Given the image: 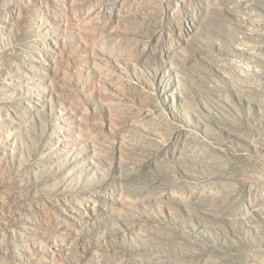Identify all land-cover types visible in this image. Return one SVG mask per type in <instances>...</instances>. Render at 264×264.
<instances>
[{"label":"rangeland","instance_id":"374dc122","mask_svg":"<svg viewBox=\"0 0 264 264\" xmlns=\"http://www.w3.org/2000/svg\"><path fill=\"white\" fill-rule=\"evenodd\" d=\"M0 264H264V0H0Z\"/></svg>","mask_w":264,"mask_h":264}]
</instances>
